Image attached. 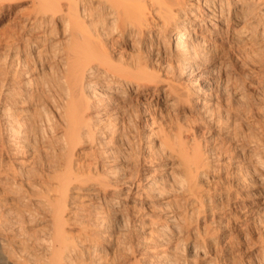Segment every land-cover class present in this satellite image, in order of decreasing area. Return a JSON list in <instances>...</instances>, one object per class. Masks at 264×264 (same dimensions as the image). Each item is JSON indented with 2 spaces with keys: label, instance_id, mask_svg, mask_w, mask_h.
<instances>
[{
  "label": "bare ground",
  "instance_id": "6f19581e",
  "mask_svg": "<svg viewBox=\"0 0 264 264\" xmlns=\"http://www.w3.org/2000/svg\"><path fill=\"white\" fill-rule=\"evenodd\" d=\"M6 1L0 0V8ZM224 1L204 2L210 8V19L226 15L230 22H237L244 16L233 26V34L242 38L261 33L259 42L264 43V0H228V9ZM180 3L37 0L35 15L25 19L24 27L34 33L58 19L64 23L65 40L48 48L35 47L39 36L30 41L27 54L32 60L42 67L52 62L56 66L53 75L45 74L35 86L26 57L14 54L8 68L4 66L7 76H2L7 81L0 84V187L17 202L7 205L0 200V264H103L100 251L106 236L99 233L107 231V225L102 214L95 212L90 225L83 227V237L68 232L65 214L70 210L77 215L81 210H74L70 192L92 197L120 184L128 187L127 195L113 198L110 204L118 241L131 239L135 250L146 255L147 264H218L210 248L222 239L210 232L211 227L198 230L199 240L188 243V253L179 250L180 236L191 223L188 214L174 205L183 199L198 210V220H214L217 215L210 207L214 196L209 194L208 180L223 170L225 161L209 144L203 146L191 137V129L179 118L174 121L177 125L159 121L151 103L140 102L133 108L127 102L132 92L137 97L147 94L160 79L150 67L151 58L136 63L115 59L110 50L112 40L107 39L108 29L122 37L168 33L167 49L178 60V71L192 76L201 64V48L208 43L194 30L199 17L196 10L181 15L174 11ZM45 34L50 36L52 30ZM157 96L171 109L188 116L195 113L194 118L211 130L227 133L225 115L213 111L212 98L202 100V95L194 92L185 99L174 80H168ZM86 145L95 151L81 152ZM241 155L244 164L259 171L264 186V147L253 141L243 143ZM30 157L45 173L26 169ZM129 157L136 158L141 169L135 179H119L124 176L121 164ZM233 165L239 166L236 161ZM249 171L241 173L239 185L247 186ZM29 204L32 207L25 213L22 206ZM26 215H46L49 228L40 239L26 237L32 247L17 249L8 233L19 232L20 217ZM79 257L87 258L88 263H80Z\"/></svg>",
  "mask_w": 264,
  "mask_h": 264
},
{
  "label": "rangeland",
  "instance_id": "374dc122",
  "mask_svg": "<svg viewBox=\"0 0 264 264\" xmlns=\"http://www.w3.org/2000/svg\"><path fill=\"white\" fill-rule=\"evenodd\" d=\"M205 1L181 0V3L174 7V11L179 15L196 10L195 14L199 17L193 23L194 30L202 34L200 38H205L208 43L201 48V64L192 76L182 75L178 71V60L167 49L168 33H155L148 36V33L144 32L142 38L134 34L122 37L116 32L111 33L108 29L107 39L112 40L110 50L115 59L136 63L139 59L151 58L150 67L155 77L160 79L159 82L150 86L147 94L137 97L132 92L127 102L133 108H137L140 102L151 103L154 105L153 109L159 121L174 122L179 118L182 125L191 129V137L203 146L209 144L221 153L220 159L225 161L223 170L208 180L209 194L214 196L210 207L217 215L214 220L211 217L205 221L198 220V210L187 206L183 199L177 204L174 203L181 213L188 214L187 220L191 223L190 229L185 228L180 236L177 243L179 250L184 254L188 253L190 250L188 243L199 240L198 230L211 227L210 232L222 239L220 242H214L210 248L212 256L219 260L218 264H264V186L259 177V171H252L249 165L244 164L245 159L241 155L243 143L253 141L264 147V43L259 42L261 33L242 38L233 34V26L238 21H243L244 16L237 18V22H230L226 15L223 18L210 19L212 15L209 12L210 8L204 6ZM227 1L224 2L228 9ZM36 10L37 0H8L0 8V75L2 80L4 78L2 75L7 76V72L4 71L8 68L7 64L11 63L9 57L14 54L26 57L25 62L32 69L31 79L34 86L45 74L48 77L53 75L55 64L52 62L48 66L44 65L45 67L39 66L38 62L32 60V56L27 54V49L31 46L30 41L37 36H39L40 43L35 47L48 48L62 43L65 40L64 23L56 19L47 29L32 33L24 27V24L25 19L35 15ZM90 21L89 23L95 25V21ZM45 30H52V34L47 36ZM164 39L166 44H163ZM50 53L52 52L49 51L48 54ZM4 59L10 62H5ZM6 79L5 77L3 83L0 84L5 85ZM168 80H174L175 87L185 99L189 97L188 93L192 95L194 92L201 94L202 100L206 97L212 98L213 111L219 115H225L223 125L228 128L227 133L220 134L211 130L201 122L200 118H194L195 113L188 116L187 113L182 114L171 109L168 103L157 96L160 89L165 88ZM192 85L194 86L191 87ZM174 124L177 125L175 122ZM93 151L95 148L90 145L81 149V152L85 153ZM136 151L139 153V149ZM134 155L138 154L134 153ZM3 160L11 162L16 161V158L3 157ZM235 161L239 166L233 165ZM121 165L124 176L119 179L128 177L135 179L141 169L136 158L132 157ZM24 166L38 174L45 173L42 172L44 169L35 164L31 157ZM246 169L250 171L247 175V186L243 187L238 181L241 173ZM127 188L124 184H120L118 188H110L106 194L99 192L92 197L82 192H70L74 197L71 200L74 210L76 207L81 209L77 215L71 213L70 210L65 214L69 219L67 230L71 235L83 237L85 233L83 227L90 225L95 212H100L103 216L107 225V231L103 234L99 233L100 236H106V241L102 242L103 251H100L103 264H147L143 257L146 255H141L135 250L136 246L132 244L131 239L118 241L116 238V223L112 217L113 211L110 204L111 200L117 196L126 197ZM5 191L3 187H0V200L9 205L16 199L7 196ZM28 207H32V204L22 206L25 213ZM27 215L20 217L19 232L16 229L8 233L14 239L17 249L32 247L34 244L27 241L26 237L40 239L49 228L50 222L46 215H35L30 218ZM141 217L146 221L143 214H140V219ZM154 218L164 219L162 215H155ZM224 241H227L226 245ZM195 259L198 260L197 256ZM79 262L88 263V259L79 257Z\"/></svg>",
  "mask_w": 264,
  "mask_h": 264
}]
</instances>
